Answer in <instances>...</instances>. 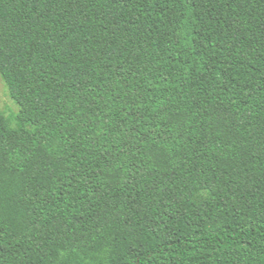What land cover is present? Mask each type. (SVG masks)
I'll return each instance as SVG.
<instances>
[{
	"label": "trees",
	"instance_id": "obj_1",
	"mask_svg": "<svg viewBox=\"0 0 264 264\" xmlns=\"http://www.w3.org/2000/svg\"><path fill=\"white\" fill-rule=\"evenodd\" d=\"M0 264H264V0H0Z\"/></svg>",
	"mask_w": 264,
	"mask_h": 264
},
{
	"label": "rangeland",
	"instance_id": "obj_2",
	"mask_svg": "<svg viewBox=\"0 0 264 264\" xmlns=\"http://www.w3.org/2000/svg\"><path fill=\"white\" fill-rule=\"evenodd\" d=\"M18 109V105L11 97L7 85L0 75V110L12 118L17 114Z\"/></svg>",
	"mask_w": 264,
	"mask_h": 264
}]
</instances>
